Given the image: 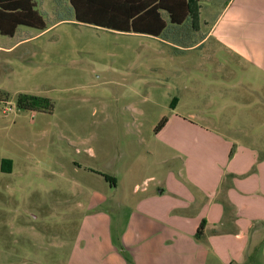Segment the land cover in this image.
<instances>
[{
	"label": "rangeland",
	"instance_id": "rangeland-1",
	"mask_svg": "<svg viewBox=\"0 0 264 264\" xmlns=\"http://www.w3.org/2000/svg\"><path fill=\"white\" fill-rule=\"evenodd\" d=\"M228 1L192 4L191 19L170 26L163 39L200 40ZM37 9L47 30L21 26L14 37L0 35V93L8 96L0 101V166L15 167L13 180L0 172V203L14 205L7 202L12 192L21 215L29 210L26 221L34 223L20 228L19 214L15 221L7 215L0 244L12 241L9 248L21 257L55 264L70 254L93 198L108 197L100 209L118 226L120 201L135 205L137 186L149 179L150 190L169 181L179 188L202 172L193 159L203 154L175 121L155 133L164 118L185 117L179 116L185 115L182 94L180 101L166 94L180 65L169 74L156 70L168 67L162 40L79 24L71 20L69 0H38ZM207 77L214 81L213 74ZM20 95L50 99L53 113L19 110Z\"/></svg>",
	"mask_w": 264,
	"mask_h": 264
},
{
	"label": "crops",
	"instance_id": "crops-1",
	"mask_svg": "<svg viewBox=\"0 0 264 264\" xmlns=\"http://www.w3.org/2000/svg\"><path fill=\"white\" fill-rule=\"evenodd\" d=\"M72 14L75 20L73 10ZM157 39L169 50L164 58L168 67L156 70L169 74L179 65L183 70L173 76V88L166 94L184 101L185 115L179 116L185 117L167 119L165 127L175 121L189 131V142L203 154L193 159L202 172L175 189L169 181L150 190L146 180L142 188L136 187L141 196L135 205L120 201L118 226L108 211L100 209L108 197L93 198L78 224L70 254L55 258V264L264 260V0H229L198 41ZM210 73L213 82L207 77ZM0 172L9 180L15 178L13 163L0 166ZM7 195V202L14 205L0 203V222L9 220V214L15 221L18 213L20 228L34 224L26 221L30 211L21 215L15 195ZM9 243L0 244V264H43L21 257Z\"/></svg>",
	"mask_w": 264,
	"mask_h": 264
},
{
	"label": "trees",
	"instance_id": "trees-1",
	"mask_svg": "<svg viewBox=\"0 0 264 264\" xmlns=\"http://www.w3.org/2000/svg\"><path fill=\"white\" fill-rule=\"evenodd\" d=\"M198 0H70L75 22L114 32L163 37L170 26H183L192 17V4ZM38 0H0V35L14 37L21 26L47 30L37 9ZM198 8V7H197ZM64 21V20H61ZM8 96L0 93V101ZM17 108L22 111L52 114L50 99L20 95ZM164 118L157 126L159 133L166 125ZM202 226L198 231L201 235Z\"/></svg>",
	"mask_w": 264,
	"mask_h": 264
},
{
	"label": "built area",
	"instance_id": "built-area-1",
	"mask_svg": "<svg viewBox=\"0 0 264 264\" xmlns=\"http://www.w3.org/2000/svg\"><path fill=\"white\" fill-rule=\"evenodd\" d=\"M4 113H5V111H4Z\"/></svg>",
	"mask_w": 264,
	"mask_h": 264
}]
</instances>
